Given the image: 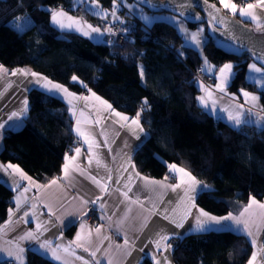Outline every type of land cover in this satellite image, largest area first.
Wrapping results in <instances>:
<instances>
[{
    "label": "trees",
    "instance_id": "trees-1",
    "mask_svg": "<svg viewBox=\"0 0 264 264\" xmlns=\"http://www.w3.org/2000/svg\"><path fill=\"white\" fill-rule=\"evenodd\" d=\"M74 1L0 0V66L28 68L77 95L92 92L129 117L139 112L146 139L132 156L135 170L159 180L168 175L169 165L182 167L208 186L197 196L196 205L212 216L238 214L250 197L264 203V124L232 128L211 117L197 103L201 84L193 75L194 70H202L204 61L214 72L232 61L234 74L227 91L256 93L264 112V90L245 79L252 61L225 55L209 38L200 54L185 46L176 27L166 20L141 26L134 18L124 27L126 38L120 47L53 28V9L83 13L73 10ZM94 1L112 8L113 0ZM122 1L137 7L132 0ZM22 19L30 25L18 32L11 22L20 24ZM200 26L206 35L204 24L187 25L191 30ZM253 30L263 33L264 26ZM202 72L203 79L209 77ZM28 99L25 124L4 136L0 162L17 165L38 184H45L59 176L65 154H70L73 120L59 98L35 89ZM10 197V190L0 184V224L7 218ZM75 230V225L70 226L66 236L72 237ZM251 252V243L241 234L207 231L179 240L172 258L175 264H246ZM26 264L56 263L31 253Z\"/></svg>",
    "mask_w": 264,
    "mask_h": 264
},
{
    "label": "crops",
    "instance_id": "crops-1",
    "mask_svg": "<svg viewBox=\"0 0 264 264\" xmlns=\"http://www.w3.org/2000/svg\"><path fill=\"white\" fill-rule=\"evenodd\" d=\"M232 2L238 6H243L236 3L235 0H232ZM218 3L226 14L235 16L239 20L241 19L247 25L249 24L248 26L251 28L264 26V8L258 6L250 10L258 18L256 21H252L251 17H241L239 12L234 15L229 9L223 8L220 1ZM256 3L257 0H252V4ZM77 6L82 7V14L72 15L60 9H53L50 15L52 27L60 32L78 34L97 44L109 43L110 33L106 30L109 29L112 22L121 20L120 15L111 12L112 10L102 8L94 0H75L73 9ZM128 9L131 11L133 18L147 25L166 20L173 27H176L181 38V33H185L183 29H189L187 25L181 23L182 21L180 22L176 17L148 14L138 6L130 5ZM53 12L57 13L56 20L59 23H63L66 26L71 25L72 27L60 28L59 23H54L52 20ZM61 12L65 13V15H60ZM87 17H91L95 21L91 22ZM22 20L30 25L26 19ZM22 20L20 24L26 25ZM181 24H183V27H181ZM89 26L100 29V32H92ZM180 28L182 29L181 31ZM201 29L202 31L198 33L201 49L194 48L192 43L184 39L183 44L201 51L208 38L202 26L193 30L197 33ZM85 32L89 34L85 35ZM251 64L255 63L253 62L249 65ZM249 65L247 66L245 79L264 90V70L262 69L261 73H255L250 71ZM13 71H22L26 75H12ZM31 73L36 72H32L28 68L12 70L3 68V70H0V124L4 125L3 128H0V151L3 148L2 142L7 132L18 130L25 124V119L30 111L29 93L35 89L54 98H59L66 105L67 109H69L71 120H73V138L82 141L83 148L81 149L82 154L78 159V166L72 165L71 160L69 161L70 173L67 177H64L61 166L59 176L50 180H57L56 184H50V181L45 184H38L34 178L28 176L35 182V186H32L31 190L25 194L28 198L27 203L21 199L23 208L15 212V215L11 217L8 211L5 222L0 224L1 263L11 261L13 264H26L28 256L31 253H35L56 264H85V261H87V264H109V262L111 264H143L145 261L150 264H157V261H159V264H175L172 258L173 246L165 250L166 243L171 244L173 239L181 240L186 236L202 234L207 231H231L238 235H243L249 244L251 243L252 252L249 260L255 253V264H264V209L259 208V204L264 203L255 200L256 204H253L243 217L244 220L249 222V228L252 232L251 236L247 232L237 231V227L243 228V225L237 226L234 221H221L217 224L207 217H202L204 228L207 230L197 231L194 216L183 220L187 208L191 206V202L187 198L182 199L185 196V184H182L181 181L190 183L182 172H170L168 167V175L162 179L155 180L141 174L135 170V167H132L134 165L132 156L146 139L145 129L141 123L139 127L132 123V120L137 116L129 117L113 107L109 108L110 104L108 102L92 92L74 94L60 84H56L38 73L36 74L41 79L37 83V78L33 77ZM207 75L212 76L213 84L219 82L213 74L207 73ZM42 84H47L48 88L42 87ZM229 84L230 82H228ZM53 85L61 86L60 90L53 89L49 91L48 89H51ZM200 92L197 103L203 111L211 117L213 116L215 119L225 122L232 128H240L245 124L261 127L264 124V117H260L247 109V106L250 109L261 107L259 96L256 93L245 91L250 93L249 97L242 95L241 91L232 93L231 96L234 94L236 98L233 97V101H230L225 95L221 96L218 92L209 90V88L201 87ZM251 96H255L257 99L253 101ZM14 112L17 113V116H12ZM116 113H120V116H117ZM229 115L234 118L238 117L241 123L239 125L235 124L234 119H229ZM122 117H127L128 119L125 120ZM77 128L84 132L85 136L90 132L95 137L96 142H99L100 147L98 149L94 147L90 154L88 145L85 143V137L77 134ZM140 128H143L144 131L141 132ZM105 140L107 141V146H105ZM96 153L99 154L101 159L99 166L96 163ZM68 155L71 157L77 154L75 150H71ZM90 161L91 166H89ZM64 163L65 160L63 159L62 165ZM0 165L4 164L0 162ZM72 167H76V170L71 171ZM125 168L127 171H124ZM81 169H83V172ZM176 169L183 168L176 166ZM184 171L189 173L187 170ZM12 173V169H8L7 172L0 170V184L11 192L8 210H15L16 200L23 191V187H27L30 184L28 180H21L18 173ZM109 175H111L112 180H108ZM91 176H96L98 180H101L102 184H106L108 191L102 193L101 186L94 183L90 178ZM190 176L193 177L191 174ZM117 178L121 181L119 185L115 183ZM196 181L199 187L206 188L205 184L198 180ZM17 183L22 187L17 189ZM178 184L181 186L173 191L170 186ZM124 185H127V187H124ZM128 188H131L130 192H128ZM123 192H128V198L122 194ZM97 196H103V200L97 201L95 205L91 203L85 205L83 203L84 200L91 201L96 199ZM132 201L139 202L132 203ZM102 202L105 203L103 210L100 208ZM32 205H35V208H32ZM248 205L249 201L238 214H231L234 217H240L241 212H244ZM88 206H93L94 208L95 221L93 222L87 221L84 214L85 211L87 214ZM49 208L51 209V215H49ZM24 211L31 213L27 218L29 223L20 221ZM165 214L168 215V219L163 218ZM196 214L198 215V213ZM209 216L212 215L209 214ZM170 221L183 222V227H176V223ZM38 224H43L44 228L47 229H41L42 235H40L39 241L19 239L25 232H36ZM74 225L76 229L74 235L67 237L65 233L67 228ZM101 225L103 226L101 232L96 233L94 231L95 228ZM78 233L79 238L77 236ZM157 233H175L178 235L168 242L160 241V246L157 248L156 242L159 240ZM44 240L52 242L51 246L56 249V255L60 259H54L51 250L46 251L39 248V242ZM253 240L256 241L255 245L252 243ZM82 241L86 242L89 251L86 252L82 247H77V244ZM57 245H59L58 248L56 247ZM66 247H70L71 251H66ZM20 249L24 251L21 253ZM93 251L96 253L95 257L90 254ZM9 252L13 254L11 257L8 255ZM17 255L20 256V259L15 258ZM78 256L83 259H77ZM248 261L246 264H248Z\"/></svg>",
    "mask_w": 264,
    "mask_h": 264
},
{
    "label": "snow or ice",
    "instance_id": "snow-or-ice-1",
    "mask_svg": "<svg viewBox=\"0 0 264 264\" xmlns=\"http://www.w3.org/2000/svg\"><path fill=\"white\" fill-rule=\"evenodd\" d=\"M116 2H117V0H113V3H114L113 12L115 11ZM145 3H147V0H145ZM220 3L223 6V8L229 9L234 15L237 12H239V15L241 17H251L252 21H256L258 18L250 10H252V9L258 7V6L264 8V0H257L256 4L245 3L243 6H238L237 4L232 2V0H220ZM60 15H65V13L61 12ZM56 16H57V13L53 12L52 20H53L54 23H59L56 20ZM81 23H83V22H81ZM59 27L63 29L65 27L71 28L72 26L71 25H67L66 26L63 23H59ZM89 27L91 28V26H89ZM91 31L99 33L100 29L91 28ZM106 31L111 32L112 30H111V28H109ZM183 31L185 33L187 32L186 29H183ZM199 31H202V29L198 30L197 33H191V43L194 44L195 46H199L200 43H201L200 39L198 38ZM84 34L88 35L89 33L85 32ZM205 63H207V61H205ZM233 67L234 66L232 64H224L222 67L219 68V77H217V79H219L221 82L217 83L215 85L216 89H218L221 92H224L226 90L228 82H229V80L232 77V69H233ZM249 69H250V71L255 72V73H261L262 72V68H258L256 66V64L249 65ZM0 70H3L2 66H0ZM21 74H25L26 75V73H23L22 71H13V73H12V75H21ZM31 75L33 77L37 78V80H36L37 83L40 82L41 78L38 77V74L31 73ZM141 76H143V70H141ZM72 79L76 80L77 77L73 76ZM48 83H50V82H48ZM41 86L44 87V88H48L47 84H42ZM60 87L61 86H59V85H53L52 88L48 89V90L52 91L53 89H55V90L59 91ZM65 91H67V90L65 89ZM241 92H242V95H244L245 97H249L250 96V93H248V92H245L243 90H241ZM251 99L253 101H255L257 99V97L251 96ZM25 103H26V101H25ZM205 106H207V105H205ZM110 107L111 106L109 105V108ZM143 107H147V100L144 101ZM116 115L120 116V113H116ZM12 116H17V113L14 112L12 114ZM139 118H140V113L138 112L137 113V117L132 120V123L137 125L138 127H139V124H140V119ZM10 119H11V117H10ZM122 119L127 120L128 118L127 117H122ZM229 119H234L235 124H237V125H239L241 123V120L238 117L234 118L231 115H229ZM97 123H99V121H97ZM3 127H4V125L0 124V128H3ZM17 127H19V125H17ZM139 130L141 132L144 131L143 128H140ZM77 134L79 136L85 137V143L88 145V148L90 150V154H91V150L94 147L97 148V149L100 147L99 142H96L95 137L92 136L90 132L88 133L87 136H85V133L82 132L79 128H77ZM89 137H91V138L89 139ZM137 138L139 139V137H137ZM105 146H107V141L106 140H105ZM75 153L77 155L76 156H71V157L67 153L65 154V157H64L65 163L62 165V172L64 174V177H67L69 175V173H70V164H69L70 160L72 162V165L78 166V159H79L80 155L82 154L81 148L80 147H76L75 148ZM96 163H97L98 166L101 164V159H100L98 153H96ZM89 166H91V161H90V165ZM132 167L134 168V165ZM168 167H169V171L170 172H173V171L182 172L184 174V176L188 178V181H190V183H185V181H183V180L181 181L182 184H185V196L182 197V199L187 198V200L191 202V206L187 208L186 213H185V215L183 217V220H187L189 217H193L194 216L195 220H196V226H197L196 230L197 231L207 230V229L204 228V220L202 219V217H207L208 219L214 221L217 224H219L221 221H229V220H231V221H234V223L237 226L243 225V228L237 227V229H236L237 231H244V232H247V234L249 236L252 235V232H251V230L249 228V222L247 220H244L243 217H244L245 213L248 212L249 208H251V206L253 204H256V201H255L254 198L250 197L249 205H248V207L245 208L244 212H241L240 217H234L231 213H229L225 217H220V218L209 216V214L207 212H205L203 209H199L197 207V205H196V198L199 195V193L201 191H203L204 189L202 187L198 186V182L195 180V178L191 177L190 174L185 172L183 169H176L175 165H169ZM8 169H12L13 170L12 174L18 173L21 180H28L30 182L29 186L23 187V191L19 194V198H17V200H16V208H15V210L9 209V215L11 217V216L15 215V212H18V211H20L23 208V204L21 203V199H23L24 202L27 203V199L28 198H27V196L25 194H27L31 190L32 186H35V182L32 181L31 178L28 177L17 165H13V164H8L6 166L5 165H0V170H2L4 172H7ZM75 170H76V167H72L71 168V171H75ZM81 171L83 172V169H81ZM124 171H127V169L125 168ZM90 178L98 186H101L102 193H106L108 191V188H107L106 184H102L101 180H98L96 178V176H91ZM129 179H131V177H129ZM166 179H167V177H166ZM108 180H112L111 175L108 176ZM56 183H57V180H55V179L50 181V184H56ZM115 183L117 185H119L121 183L120 179L117 178L115 180ZM180 186L181 185L178 184V185H171L170 187L172 188L173 191H175ZM16 187L18 189V188H20L22 186L17 183ZM124 187H127V185H124ZM130 191H131V188H128V192H130ZM128 192H123L122 194L126 198H128ZM102 200H103V196H97L96 199L91 200V201L84 200L83 203L85 205H87L89 203L95 205L97 203V201H102ZM137 202H139V201H132V203H137ZM46 207H47V205H46ZM104 207H105V203L102 202L100 204V208L103 210ZM32 208H35V205H32ZM259 208L264 209V204H259ZM196 213H198V215ZM84 214L86 215V211H85ZM30 215H31V213L29 211H24L23 215L20 217V221H22L24 223H29V220L27 218ZM49 215H51V209L50 208H49ZM113 215H115V213H113ZM101 218L103 219V217H101ZM163 218L164 219H168L169 217H168L167 214H165ZM170 222L176 223V227H183V222H179V223H177L175 221H170ZM45 223H48V222H45ZM82 227H83V225H82ZM102 227L103 226L101 225V226L95 228L94 231L96 233H100ZM41 229L47 230L46 228H44L43 224H38L36 232H32V231L25 232L23 235H21L19 237V239L20 240L33 239V240L39 241V237H40V235H42ZM157 235L159 236V240L156 242V246H157V248H159L160 241L168 242L174 236H177L178 234H175V233H173V234L157 233ZM77 236L79 238V233L77 234ZM105 238L107 239V237H105ZM125 242L127 243V241H125ZM252 243L255 245L256 241L253 240ZM51 244H52L51 241L44 240L42 242H39V248L40 249H45L46 251L47 250H51L52 254H53V258L54 259H60V257L58 255H56V249L52 248ZM56 247L58 248L59 245H57ZM77 247H82L83 250L86 251V252L89 251V247L86 246V242H83V241L80 242L79 244H77ZM171 247H172V245L170 243H166L165 250H167L168 248H171ZM65 250L70 252L71 248L70 247H66ZM0 251H2V250H0ZM23 251H24L23 249H20L21 253ZM141 251H143V249H141ZM90 254L93 257H95V255H96L95 251L91 252ZM8 255L11 257L13 254L11 252H9ZM15 258L16 259H20V256L17 255ZM77 259H83V258L78 256ZM153 259H155V257H153ZM255 259H256V254L253 253V257L248 261V264H255ZM85 264H87V261H85ZM109 264H111V262H109ZM157 264H159V261H157Z\"/></svg>",
    "mask_w": 264,
    "mask_h": 264
},
{
    "label": "water",
    "instance_id": "water-1",
    "mask_svg": "<svg viewBox=\"0 0 264 264\" xmlns=\"http://www.w3.org/2000/svg\"><path fill=\"white\" fill-rule=\"evenodd\" d=\"M132 1L148 14L164 12L180 19L184 25L204 24L206 37L214 48L230 57H248L264 70V32L256 33L241 19L226 14L219 5L207 0Z\"/></svg>",
    "mask_w": 264,
    "mask_h": 264
},
{
    "label": "built area",
    "instance_id": "built-area-1",
    "mask_svg": "<svg viewBox=\"0 0 264 264\" xmlns=\"http://www.w3.org/2000/svg\"><path fill=\"white\" fill-rule=\"evenodd\" d=\"M220 0H213V3H218ZM236 3L244 5L245 3H252V0H235ZM112 4L114 5L113 1ZM115 7L117 8V13L120 15V21L119 22H112L109 26L111 28V32H109V41L111 44L120 47L124 43V39L126 38V33L124 27H127L130 25L131 21L134 19L131 11H129L128 7H126L122 0H117ZM114 9V7L112 6ZM115 8V11H116ZM63 11H66L65 9H60ZM76 13H79L82 9L81 6H77L75 9H73ZM140 22V21H139ZM141 26H145L144 23L140 22ZM193 75L195 77V80L198 82V84H201L202 78H203V72L202 70H194ZM76 147L83 148L82 141H80L77 138H73L70 140V150H75ZM87 221L93 222L95 221L94 217V208L93 206H88L87 214H86ZM179 239H173L171 241V245L178 244ZM2 264H13L11 261L9 262H2Z\"/></svg>",
    "mask_w": 264,
    "mask_h": 264
},
{
    "label": "rangeland",
    "instance_id": "rangeland-1",
    "mask_svg": "<svg viewBox=\"0 0 264 264\" xmlns=\"http://www.w3.org/2000/svg\"><path fill=\"white\" fill-rule=\"evenodd\" d=\"M112 6L114 7V5L112 4ZM116 8V7H115ZM108 10H112L111 12H113V8H111V9H108ZM63 11V10H62ZM63 12H65V13H67V14H69L68 12H66V11H63ZM113 13H117V8H116V11H114ZM174 18V17H173ZM180 20V19H179ZM22 21H24V20H22ZM28 22H29V20H27ZM25 22V21H24ZM180 22H181V20H180ZM26 23V22H25ZM181 23H183V22H181ZM11 25L13 26L14 25V29L15 30H17L18 32H21L22 30H25L27 27H28V25L29 24H27L26 23V25H24L23 23H21V24H16V23H14V22H11ZM182 26L181 27H183V24H181ZM182 29L180 28V31H181ZM191 33H196V31H193V30H187V32H186V34L185 33H181L182 34V38L185 40V41H187V42H190L191 43ZM193 45V47L194 48H197V49H201L200 48V46H201V43H200V45L199 46H195L194 44H192ZM200 54H201V51H200ZM224 64H232L233 65V62L231 61V62H226V63H224ZM223 64V65H224ZM223 65H221L220 67H222ZM219 67V68H220ZM218 68V69H219ZM202 69H203V71H205L206 73H208V74H213V76L214 77H216V79H217V77H219V70L218 71H216L215 73H214V70H213V67L209 64H207V63H205V61L203 62V65H202ZM201 70V69H200ZM233 74H234V70L232 69V76H233ZM231 79H232V77H231ZM229 80V82H231L232 80ZM213 78H212V76L210 75L208 78H205V79H203L202 78V83H201V87H203V88H209V90H212V91H215V92H218L221 96L222 95H225L226 96V98L228 99V100H230V101H233V97H235L236 98V95H232L231 96V94L227 91V89L224 91V92H221V91H219L218 89H216V87H215V85H216V83H214L213 84ZM217 80H219V79H217ZM221 81L219 80V82L218 83H220ZM247 109L248 110H250V112H252V113H256L258 116H260V117H264V112L262 111V109H261V107L260 108H258L257 107V109L255 108V109H250L248 106H247ZM206 187H208L207 185H205Z\"/></svg>",
    "mask_w": 264,
    "mask_h": 264
}]
</instances>
